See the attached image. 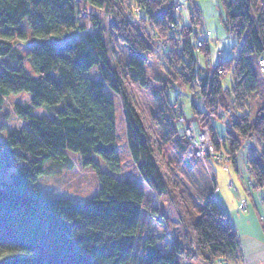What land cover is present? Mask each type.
Returning <instances> with one entry per match:
<instances>
[{"label":"trees","instance_id":"1","mask_svg":"<svg viewBox=\"0 0 264 264\" xmlns=\"http://www.w3.org/2000/svg\"><path fill=\"white\" fill-rule=\"evenodd\" d=\"M77 1L0 0L4 39L0 41V117L8 97L30 96L29 103L15 105L16 114L26 121L24 127L0 140V264H182L181 247H188L192 238L200 257L209 264L238 260V235L214 189L205 194L195 220L177 203L187 228V246L170 240L163 244V236L144 232V190L133 179L116 177L122 168L117 113L107 90L123 100L131 158L157 196L171 194L156 149L172 146L183 157L190 152L185 124L201 125L184 116L173 95L177 87L169 76L157 77L162 86L153 92L156 107L151 116L160 131L158 138L146 127L128 81L149 88L147 64L156 48L163 52L165 66L176 70L185 86L199 88L201 101L191 107L193 114L208 120L216 149L229 153L236 164L246 141L256 139L259 153L244 160L248 159L255 183L264 186V112L253 114L249 107L264 86L258 66V60L264 59V0H222L224 26L241 43V50L231 59L217 56L215 65L208 59L206 68L201 66L200 52L204 49L209 54L208 39H200L198 31L190 28L171 36L180 0H92L108 6L112 29L128 47L129 60L123 70L111 66L103 32L79 25L82 13ZM188 1L191 21L198 25L196 0ZM24 20L31 31V72L8 41L14 35L25 36ZM151 31L157 32V38ZM197 41L203 42L202 48L196 47ZM95 68L100 70L97 78L90 76ZM228 73L231 78L225 82ZM38 108L49 113L36 116ZM207 110L220 113L224 136L215 123L210 124ZM230 111L233 119L224 117ZM69 152L78 154L83 166L93 168L100 182L99 193L83 203L47 199L35 185L47 174L48 163L59 169L72 168ZM95 158L109 172L101 170ZM14 166L19 168L11 171Z\"/></svg>","mask_w":264,"mask_h":264},{"label":"rangeland","instance_id":"2","mask_svg":"<svg viewBox=\"0 0 264 264\" xmlns=\"http://www.w3.org/2000/svg\"><path fill=\"white\" fill-rule=\"evenodd\" d=\"M88 1L92 3V5H89ZM77 3L82 13L80 15L79 25L82 27L87 26L91 30L93 29L94 32H103L104 42L108 50V60L111 66L123 70L128 63L130 53L128 47L120 42L112 29L113 16L108 11V6H106V4L98 6L93 3L92 0H78ZM178 3H181L183 6L181 13H183L182 16L184 20H180L181 25L179 28L177 27L178 32H174V35L171 36L181 35L186 28H190L192 31H198L200 39H208L209 58H206L208 55H205L204 49L200 52V63L202 67L206 68L208 66V59H210L211 65L217 64V56H220L219 59H231L238 56L241 50V43L234 35L228 32L224 26L222 0H196V6L200 13L198 25H194L191 21L190 11L192 10V6H190L189 1L180 0ZM92 17L94 21H92ZM23 28L25 31V36L23 38L14 35L9 38L8 41L12 43L24 57L25 67L31 72L28 57L31 48V31L28 27L27 20H24ZM1 32L0 30V41L4 40L1 37ZM156 33V31H151L150 35L153 36V38H157ZM222 39H225V41L221 42L220 40ZM202 47L203 44L201 48ZM156 49V52L152 54L147 64L146 71L148 80L150 81L149 88L142 89L140 86L131 84L128 81V88L134 97L137 111L143 116L144 123L148 130L155 135V138H158L160 131L156 127L151 116V111L156 107L153 92L161 88L160 79H166L171 76L173 83L177 87L173 95H175L178 106L184 111V116L187 119L192 118L199 122L202 126H199L202 131L201 133L206 132L209 134L211 145L215 149V156L211 154L209 157L196 161L189 151L186 152L183 157H180L172 150V146H162L156 149V160L161 173L167 181L168 190L171 194L170 196L167 194L157 196L144 183L136 164L131 158L127 145L126 117L123 108V100L121 96L108 89L107 92L116 105L117 150L122 163L121 171L116 174V177L119 179H133L144 190L145 200L143 204L144 212L142 215V226L146 234L154 236L160 235L164 238L163 242L170 240V243L173 244L172 240H174V242L176 241L181 246L182 244L180 242H183V244L187 246L188 243L184 237V232L187 228L180 218L181 215L176 208L177 203L182 204L189 217L195 220L199 215L205 194L213 189L214 182L218 186L220 183L224 184L227 181V173L224 170L230 169L234 164L231 159H226L225 153L219 154L221 150L216 149L213 143L211 127L206 125L208 120H205L203 115L193 114L191 104L195 106L194 103L201 101L198 100L199 96L197 95L199 93V88L195 89L194 86L192 88L185 86L177 71L165 66L164 62H166V59L161 49ZM2 60L3 58L0 57V62ZM211 69L213 68L210 67L208 71ZM90 76L94 78L99 77V68L93 69L90 72ZM157 77L160 79L158 80ZM230 78L231 75L228 73L224 81H229ZM29 101L30 96L26 93L13 95L6 99V104L0 117V140H5L10 132L24 127L26 121L19 118L16 114L15 105H25L29 103ZM199 106L202 107L200 104ZM249 107L253 114L258 113L260 110L264 112V86H262L260 95L252 99ZM47 113H49V111L45 108H38L35 110L34 115L43 116ZM205 114L210 124L215 123L217 132L221 136H224L225 125L219 121L220 113L218 114L207 110ZM227 116L231 119L232 115ZM259 150L260 147L256 139L250 138L244 144L242 153L245 154V156H249L259 153ZM228 155L230 156L229 153ZM69 157L73 162L72 168L59 169L58 166L48 163L46 165L48 168L47 174L42 175L35 185L47 199H66L72 203H83L99 193L100 182L93 168L82 165L78 154L69 152ZM95 159L101 170L109 172V169L101 159ZM225 165H228V169L225 168ZM237 165L240 170H243L244 177H247V179H245L247 181V186H249L257 196L260 192L264 194V186L256 184L252 177L249 162L248 164L243 163L242 159L238 157ZM18 168L19 166H14L11 171H15ZM8 176L9 173L4 177ZM255 185L257 187H255ZM262 201H264V199L260 198L261 203ZM177 239L180 240V242ZM193 242L194 240L192 238L190 245H188L189 248L194 250L193 253H191L192 251L187 252L189 263L209 264L200 257L198 247L197 245L193 246ZM185 251L186 250L181 247V252L183 253ZM227 263L229 264V262ZM213 264L220 263L216 261L215 263L213 262ZM223 264H225V262H223Z\"/></svg>","mask_w":264,"mask_h":264},{"label":"crops","instance_id":"3","mask_svg":"<svg viewBox=\"0 0 264 264\" xmlns=\"http://www.w3.org/2000/svg\"><path fill=\"white\" fill-rule=\"evenodd\" d=\"M239 157L244 163L245 154ZM224 171L227 173V181L218 186L214 182V195L238 235L241 255L229 264H264L263 208L260 198L247 186V177L238 168L237 160L236 164ZM180 243L185 246L183 242Z\"/></svg>","mask_w":264,"mask_h":264},{"label":"built area","instance_id":"4","mask_svg":"<svg viewBox=\"0 0 264 264\" xmlns=\"http://www.w3.org/2000/svg\"><path fill=\"white\" fill-rule=\"evenodd\" d=\"M182 9L183 6L181 5V3H177L175 10H174V22L171 24V31H172V35H174V32H178L177 31V27L179 28L180 24V20H182ZM203 44L202 41H197L196 42V47H201ZM220 56H218L219 58ZM258 66H259V72L261 74V76L264 78V59H259L258 60ZM227 115H232V112H227L224 117H228ZM232 117V116H231ZM183 121V120H182ZM201 129L199 126H196L193 123L190 124H185L184 126V136L188 139V141L190 142V152L191 154H193V156L197 159L200 160L202 158L205 157H209L211 154H215V149L213 148V146L211 145L210 142V136L208 133L204 132L201 133ZM226 155V159H231V157L228 155V153L224 150H221V152L219 154H224ZM215 156V155H214ZM222 156V155H221ZM244 163L248 164V159L244 160ZM225 168L228 169V165H225ZM254 185V184H253ZM255 187H257L255 185ZM263 192H260L258 194L259 198L264 199V194ZM262 208H263V214L261 217V220L264 224V201H262ZM159 212V211H158ZM172 242H174V240H172ZM193 246H196V243L193 242ZM186 251L185 252H181L180 254V259H181V263L182 264H190L189 260H188V253L187 252H191L193 253L194 250H192L191 248L185 247L184 248ZM220 264L223 262L222 261H218Z\"/></svg>","mask_w":264,"mask_h":264},{"label":"bare ground","instance_id":"5","mask_svg":"<svg viewBox=\"0 0 264 264\" xmlns=\"http://www.w3.org/2000/svg\"><path fill=\"white\" fill-rule=\"evenodd\" d=\"M186 246V245H185Z\"/></svg>","mask_w":264,"mask_h":264}]
</instances>
